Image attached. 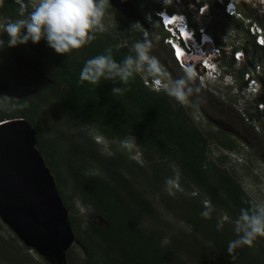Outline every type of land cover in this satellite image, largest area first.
Segmentation results:
<instances>
[{
	"label": "trees",
	"instance_id": "1",
	"mask_svg": "<svg viewBox=\"0 0 264 264\" xmlns=\"http://www.w3.org/2000/svg\"><path fill=\"white\" fill-rule=\"evenodd\" d=\"M140 1L133 0V3L139 7ZM233 1L240 7L238 0ZM148 6L146 11L154 18V12L165 7L164 3L156 2ZM18 13L16 0H3L0 15L4 24L20 19ZM244 30L255 50H260L258 62L264 64V47L255 44V37L245 26ZM112 31H96L93 41L66 54L56 53L44 39L37 44L29 41L26 46L34 52L31 59L39 69L35 72V83L45 94L36 93L28 78L13 71L1 72L10 84L8 93L16 101L13 112H0V121L28 120L36 132L37 146L55 175L64 204L73 208L62 187L65 168L72 181L71 196L79 198L90 209L83 232L79 231L81 223H76L75 215L69 214L71 226L85 248L86 264H187L185 257L199 264H264V237H257L251 246L236 248L232 255L228 253L229 242L243 235L236 225L242 210L253 214L261 206L227 170L226 156L221 157L219 163L211 159L209 139L196 126L186 105L164 90L155 91L145 85L143 74L135 65L128 84L118 76L113 79L101 77L96 85L80 82V71L88 59L110 55L120 66L128 56L135 59L134 48L121 42L125 35ZM3 36L8 37L7 33ZM108 49H111L110 53ZM147 77L154 78L150 74ZM113 88L128 91L120 95L113 93ZM25 102L27 107H20ZM44 107L46 113L43 114ZM59 108L70 113L74 117L72 125L79 128L80 136L71 130L66 138L67 152L77 164L58 158V144L48 140L52 132L65 137L52 128L56 122L53 113ZM91 127L111 142L133 137L141 149L144 163L133 157L138 150L128 151L121 145L111 143L113 146L109 148L114 153L108 156L101 153V147L96 150L97 141L83 129ZM212 138L228 150L239 148L223 136L213 134ZM90 166H95L99 174L91 173ZM147 176L151 177L158 192L163 188L167 190L160 198L161 203L167 205L178 220L192 227L190 242L182 236L165 243L164 230L148 224L146 217L158 218L159 213L141 187V181ZM168 178H179L184 190L177 189L176 194L170 195L165 184ZM201 193L211 202L210 207L203 205ZM203 211H209L211 218L204 219ZM224 214L230 216L228 221L222 219ZM10 235L8 239L0 233V264H58L41 255L39 261L35 260L29 253L33 249L13 231ZM67 264H79L69 250Z\"/></svg>",
	"mask_w": 264,
	"mask_h": 264
},
{
	"label": "rangeland",
	"instance_id": "2",
	"mask_svg": "<svg viewBox=\"0 0 264 264\" xmlns=\"http://www.w3.org/2000/svg\"><path fill=\"white\" fill-rule=\"evenodd\" d=\"M116 1H119L118 3L116 2L117 7L111 6L110 3L108 9L106 10L103 20L105 29L111 33L113 32L112 29L123 33L125 38L121 41L122 44L131 48H134V44L138 41L148 40L152 43V50L150 54L154 55L158 59L161 67L163 68V73L160 76L161 79H166L165 81H171L172 83L174 82L173 86L176 81L182 79L185 81V90L189 92L188 100L185 105L188 106L189 113L194 121L198 123L200 127L202 126V128L206 127L212 131H217L218 124L213 122V120H216V123H219L220 128L224 131L223 138H225V140H234L235 143L238 144L239 148L237 151L240 152V157H243L242 161L238 160L237 157H231L225 154V151L228 150L227 148L218 143H214L210 154L211 159L216 163H219L218 160L221 157L226 156L227 162L225 167L227 170L230 174L236 176L243 185L245 191L261 207H264V119L262 112L257 111L256 108L246 102V100L245 102H238V95H236L230 87H209L210 85H203L202 82L201 85L199 82L200 80L198 78L195 79L194 76L192 79H189L187 71L179 67V65L174 62L164 43V34H159L160 31L158 25L146 11L149 9L148 5L151 3L150 0H141L139 7H135L133 5V0ZM238 1L240 3V7L235 5V19L232 20V16H227L222 13L219 3L216 0H212L211 4L213 6V16L216 19L217 24L223 28L217 30V33L220 35V37H218V44L220 46L224 45V39L228 41L229 38L230 41L235 42L238 45L247 43L248 55L254 60H257L260 50H255L253 43L250 42L247 37L248 35L244 30V26L247 25L249 18H253V20H256L264 25V4H260L258 0ZM124 2H128L133 8L130 11L124 12L123 10L125 7L121 5ZM136 14H138V16H134ZM125 19L129 21L128 24L121 21ZM240 22L243 24L241 25ZM3 25V17L0 15V39L5 42V46L0 49V112H13L15 109L16 98H12L8 93L11 87L8 80L1 72H16L25 79L28 78L30 84L34 89H36V93L38 91L39 95H41L43 93L45 94V92L40 89V85L38 83H35V72H39V69L35 62L31 59V56L35 55L34 52H32L31 48L26 46V44L8 47L7 44L9 37L3 36ZM262 30L264 31V26ZM247 63H249L248 60H246V62L242 65H246ZM138 71L142 73L144 77H147L149 74L146 65ZM262 73L263 76L261 79V85H263L264 89V69H262ZM165 86L169 87V85ZM219 86L220 85H218V87ZM248 92L249 91H245V94H243L245 96L244 98H253ZM239 93L240 95L242 94L241 92ZM36 96L37 98L39 97L38 95ZM260 103H264V95H262V98L261 96L258 98V105ZM49 112L52 113L51 111ZM205 112L208 113L210 119L207 117ZM42 113H46V107H44V109L42 108ZM53 114L56 122L52 125V128L55 130L57 129V132L62 133L65 137H60V134L56 135L55 132H52L48 135L50 138L48 140L50 142L52 140L56 146L58 144V158L62 159L63 162L70 160L73 164H77V160H74L72 155L67 152L68 141L66 140L72 131L74 134L80 136L77 125H72L74 117L60 108L54 111ZM48 115L46 117H48ZM49 117L51 120V116ZM83 129L92 140L94 139L97 141L98 146L96 145V150H99L101 147V153H106V156L114 153L113 149L109 148L110 145H112L111 143L117 146L121 145V141L111 142L107 138L98 134V132L92 127ZM135 145L134 149L136 151L138 150L136 157L140 160V163L143 164L144 162L141 156V149L136 141ZM90 168L91 173L99 174L95 166H90ZM172 168L173 170L176 169V167ZM64 170L62 171L64 173L62 174L64 182L62 185L64 196L67 198L68 203L71 205L73 204V208L68 205L66 206L69 209V214L72 213L75 215L76 223H81L79 231L83 232L86 220L90 214V209L85 206L79 198L71 196L72 181L70 180L68 172ZM178 184L179 187H173L172 194L170 195L176 194L177 189L184 190V188L180 185L179 178ZM141 187L144 189L147 198L152 202L153 207L159 213L158 218L152 219L150 216H147L146 219H148V224L150 226L157 225L160 229L164 230L166 238L165 243L170 242L173 237L178 240L179 238H182V236H184V238L187 237V240L190 242L191 236H193L192 227L188 226L183 221L178 220L175 215L169 212L167 205L161 203L162 201L160 198L165 195L164 192L167 190L163 188L162 191L158 192L153 180L148 176L141 181ZM193 194L196 193L194 192ZM201 197L203 205H206V203L209 207L212 205L209 199L203 196L202 193ZM222 219H226V221H228L230 216L224 214ZM11 232L12 229H10V227H8V225L4 223L0 217V233L3 235L2 237L9 239L11 237ZM74 234L75 242L70 247L69 251L79 264H86L84 260L85 248L78 240L76 230H74ZM29 253L35 260H40V256L35 250H30ZM183 259L187 261V264H199L195 261L187 259L186 257Z\"/></svg>",
	"mask_w": 264,
	"mask_h": 264
},
{
	"label": "clouds",
	"instance_id": "3",
	"mask_svg": "<svg viewBox=\"0 0 264 264\" xmlns=\"http://www.w3.org/2000/svg\"><path fill=\"white\" fill-rule=\"evenodd\" d=\"M150 1L164 3L163 9L154 12L156 18L148 15L158 25L159 34H164V43L174 62L187 71L188 78L192 79L194 76L195 79L200 80V84L202 82L203 85H210L209 87H230L238 95V102L246 100L257 111L262 112L264 119V103L258 105V98L260 96L262 98L264 95L263 85H261L264 64L258 62V58L254 60L248 55L247 43L238 45L230 41L229 38L228 41L224 39V45L218 44L220 35L217 30L222 27L217 24L213 16L212 0L197 1L193 12L188 11L184 6L181 11L174 12L171 6L172 0ZM216 1L220 5L222 13L227 16L236 14L235 1ZM258 1L260 4H264V0ZM16 3L19 5L18 14L21 18L7 21L2 30L9 37L7 46L15 47L27 44L29 41L37 44L44 39L48 46L58 54L81 49L95 39L94 32L103 33L106 30L103 23L106 10L110 3L114 6L112 0H16ZM2 4L3 0H0V5ZM133 5L136 7L134 3ZM167 7L172 9V12ZM167 18L173 20L171 24L168 23ZM257 25L261 30L263 29L262 25L249 18L245 27L250 35L255 37V44L264 47V38H259V36H264V31L255 30L254 27ZM189 34L193 38L190 42L187 40ZM205 37L210 41H204ZM204 45L205 50L203 49ZM4 46L5 42L0 39V49ZM174 47L176 49L180 47L189 56L195 55L196 59L183 62L178 49V56L173 55ZM151 50L152 43L150 41L136 42L134 44L135 59L128 56L123 66L118 65L110 55H99L88 59L80 71L79 80L81 83L88 82L96 85L101 77L113 79L118 76L125 84H128L133 65L137 70H141L146 65L149 74L154 78L143 75L145 85L155 91L164 90L179 103H186L189 92L185 90V81L183 79L176 81L171 87L173 85L171 81L161 79L163 68L158 59L150 54ZM107 51L110 53L111 49ZM240 52L242 56L238 57ZM246 60L249 63L242 65ZM241 73L243 74L241 75ZM165 85H169V87ZM218 85L220 86L218 87ZM112 91L115 94L123 95L128 89L113 88ZM245 91H249L248 93L253 98H244ZM239 92L242 94L240 95ZM20 107H27V103L25 102ZM135 146L133 137L121 141V147L128 151L134 149ZM225 154L237 157L240 161L243 160V157H240V152L236 150H226ZM136 155L133 157L138 160ZM165 184L168 186L169 194H172L173 187H179L178 178H168ZM207 206L206 203L205 207ZM201 216L204 219L211 218L209 211H203ZM219 227L221 225H218ZM237 231H242L243 235L240 239L229 242L227 250L230 255L236 248L242 245L251 246L257 237H264V207H259L258 211L253 214L242 210L237 222Z\"/></svg>",
	"mask_w": 264,
	"mask_h": 264
},
{
	"label": "water",
	"instance_id": "4",
	"mask_svg": "<svg viewBox=\"0 0 264 264\" xmlns=\"http://www.w3.org/2000/svg\"><path fill=\"white\" fill-rule=\"evenodd\" d=\"M121 5L124 12L132 9L128 2ZM0 217L39 255L67 264L75 242L69 209L37 146L36 132L24 118L0 121Z\"/></svg>",
	"mask_w": 264,
	"mask_h": 264
},
{
	"label": "built area",
	"instance_id": "5",
	"mask_svg": "<svg viewBox=\"0 0 264 264\" xmlns=\"http://www.w3.org/2000/svg\"><path fill=\"white\" fill-rule=\"evenodd\" d=\"M197 1L199 0H172V7L174 9V12H179L182 10V7L184 6L188 11L193 12L195 6L197 5ZM222 2V0H219ZM205 4V3H204ZM204 8V7H202ZM232 10V9H231ZM257 31H262L261 28L257 25L254 27ZM259 38H264V36H259ZM242 53H238V57H241ZM173 55L178 56V51L176 47L173 48ZM263 105V104H262Z\"/></svg>",
	"mask_w": 264,
	"mask_h": 264
},
{
	"label": "flooded vegetation",
	"instance_id": "6",
	"mask_svg": "<svg viewBox=\"0 0 264 264\" xmlns=\"http://www.w3.org/2000/svg\"><path fill=\"white\" fill-rule=\"evenodd\" d=\"M128 11H130V10H128ZM174 83V82H173ZM171 87H173V85H171ZM184 105H185V103H184ZM187 106V105H186ZM187 108H188V106H187ZM206 113V112H205ZM206 115H207V117L210 119V117H209V115H208V113H206ZM192 117V116H191ZM193 119V118H192ZM193 121H194V119H193ZM213 122L215 123V124H218V126H217V128H218V130L217 131H212V130H210V129H207L206 127H204V128H202V126L200 127L199 125H198V123H196L195 121H194V123L196 124V126L197 127H199V129H201L202 130V132H204V135L206 136V137H208V147L209 148H211V150H212V145L214 144V143H218V142H215V140H214V138H212V135L213 134H217V135H222L223 136V134H224V131L220 128V124L219 123H216L217 121L216 120H213ZM215 128H216V126H215ZM212 134V135H211ZM230 141H234V140H232V139H229ZM235 142V141H234ZM218 144H220V143H218ZM226 148V147H225Z\"/></svg>",
	"mask_w": 264,
	"mask_h": 264
},
{
	"label": "bare ground",
	"instance_id": "7",
	"mask_svg": "<svg viewBox=\"0 0 264 264\" xmlns=\"http://www.w3.org/2000/svg\"><path fill=\"white\" fill-rule=\"evenodd\" d=\"M177 17V16H176ZM168 19V18H167ZM168 21V23L169 24H171L172 23V21L173 20H171V19H168L167 20ZM192 36L189 34L188 35V37H187V40L190 42V41H192ZM204 41H207V42H209L210 40H208V38L207 37H205L204 38ZM177 49H178V51H179V56H180V58H181V60L184 62V61H189V60H195L196 59V57H195V55H193V56H189L187 53H185L180 47H177ZM203 49L205 50V45L203 46Z\"/></svg>",
	"mask_w": 264,
	"mask_h": 264
}]
</instances>
